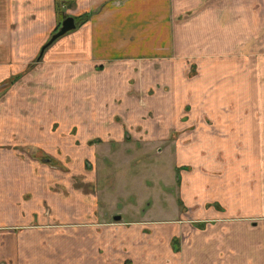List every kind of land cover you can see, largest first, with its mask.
<instances>
[{
	"label": "crops",
	"instance_id": "1",
	"mask_svg": "<svg viewBox=\"0 0 264 264\" xmlns=\"http://www.w3.org/2000/svg\"><path fill=\"white\" fill-rule=\"evenodd\" d=\"M0 1V31L12 27L10 43L0 44L2 80L41 60L58 18L55 0ZM69 7L82 20L45 48L49 70L39 74L49 80L75 69L80 107L70 121L81 127L79 141L97 159L90 144L101 138L92 134L100 126L124 142L135 123L130 112L147 103L138 96H151L159 130L149 137L174 141L177 169L189 181L180 200L215 228L194 226L180 248L179 222L159 232V218L115 220L101 212L96 171L89 192L65 183L53 193L59 180L51 161L37 158L52 140V92L36 88L46 95L38 103L43 118L35 103L26 114L0 110V264H195L200 257L233 264L230 255L234 264H264V0H75Z\"/></svg>",
	"mask_w": 264,
	"mask_h": 264
},
{
	"label": "rangeland",
	"instance_id": "2",
	"mask_svg": "<svg viewBox=\"0 0 264 264\" xmlns=\"http://www.w3.org/2000/svg\"><path fill=\"white\" fill-rule=\"evenodd\" d=\"M69 6L71 7L73 4L66 3L62 5V8L60 7L62 13L67 16L74 15L67 9ZM55 11L59 21L61 17L57 14L56 5ZM74 18L76 24H78L82 16L76 15ZM5 19L6 14L3 17V23H5ZM9 28L0 31V44H3V42L10 43L11 39L9 38H12V32ZM57 30L56 26L52 33ZM63 35L66 36L65 33ZM63 35H61L62 38H64ZM58 48L60 49V47ZM46 53L44 52V54ZM44 54H42L41 60L32 64L31 60L26 67L18 71L16 75L14 74L13 77L0 80V110H2L4 117L10 116L12 110H15L17 114H26L29 113L28 108L35 103L37 113L41 110L38 103H43V98H46V95L38 94L36 88L48 87L51 89L50 99H46V103L51 106L52 112L50 119L52 120V140L46 144L44 149L46 152L37 153V158L42 162L41 157L48 156V160L51 161L50 164L54 168L53 179L59 180L57 184L53 185V193H55V189L64 192L66 190L64 188L65 183L73 185L72 187L79 184L85 192H89L93 183L91 179L95 176L96 171L101 212L105 215L112 217L120 214L122 220L159 218V232H162L165 225L179 222L181 224L180 236L175 240L179 242L180 248L188 243L194 226L201 230L214 229L213 224L215 221H211L212 218L197 217L195 206L183 204L180 200L181 185L184 183L187 187L189 181L187 170H181L180 175V171L177 169L174 141H170L167 139V134L162 133L161 135L158 133L159 140L156 138H153L155 139L153 140L149 137L150 132L153 133L155 129L159 130L157 122L159 111L154 110L152 103H149L151 96L148 97L146 94L145 96H138L139 102L142 103L147 99V103H143L144 108L140 112H130L135 120L132 122H135L136 125L134 123L131 129H128L129 136L124 142L114 141L113 138H117L119 133L114 136L116 133L112 134L107 129L108 134L105 128L99 126V130L102 132L95 131L92 136H99L101 140L90 144L97 147L98 158L95 159L91 154V150L87 149V145L81 143L77 137L81 127L73 125L74 123L71 124L70 121L72 119L76 122V113L78 107H80L77 101L80 88L76 85L75 69L69 68L66 71L64 68L62 71H56L55 73L58 74H55L54 78L44 80L39 74L45 68L49 70V67L43 64ZM192 72L194 74V71ZM66 75L67 77H65ZM11 89L19 90V92L25 91V94L17 96L14 93L11 96L9 93ZM7 97H10V104L6 101ZM39 112L40 117L43 118L45 112L42 110ZM19 117L21 118V116ZM117 120L121 121L119 117ZM147 137L149 139H145ZM108 139L112 141L107 143ZM65 168H67V171H64ZM55 182L53 181V184ZM67 191L70 193V190ZM74 197L76 196L68 198ZM118 220H121V218ZM211 230L207 234H211V232L215 234L216 231ZM225 242L231 243V240H225ZM232 243L235 244V242ZM193 246L194 244L186 247L194 250L195 247ZM231 247L234 248L232 245ZM212 249L215 253L218 252L217 254H225L224 250L219 247L214 246ZM232 252L235 253L234 249H231L230 253ZM208 259L200 257L195 261V264H201ZM229 260L234 264V255L233 257L230 255Z\"/></svg>",
	"mask_w": 264,
	"mask_h": 264
},
{
	"label": "water",
	"instance_id": "3",
	"mask_svg": "<svg viewBox=\"0 0 264 264\" xmlns=\"http://www.w3.org/2000/svg\"><path fill=\"white\" fill-rule=\"evenodd\" d=\"M76 27L75 18L73 15H68L61 21V25L58 30L51 34L49 39L43 46L41 47L40 54L43 53L44 48L51 44L54 40H56L59 36L63 35L64 33L74 29ZM121 218L120 214L114 215V219L118 220Z\"/></svg>",
	"mask_w": 264,
	"mask_h": 264
},
{
	"label": "trees",
	"instance_id": "4",
	"mask_svg": "<svg viewBox=\"0 0 264 264\" xmlns=\"http://www.w3.org/2000/svg\"><path fill=\"white\" fill-rule=\"evenodd\" d=\"M75 0H55V5L57 7V14L60 15V20L58 21V24H57V28L59 27V25L61 24V21L63 20V18H65L67 15L63 14L62 11H61V6L68 3L70 5L74 4ZM61 7V8H60ZM60 8V9H59ZM82 20V18H81ZM81 22V21H80ZM40 55L37 56V60L40 59ZM32 64V63H31Z\"/></svg>",
	"mask_w": 264,
	"mask_h": 264
}]
</instances>
